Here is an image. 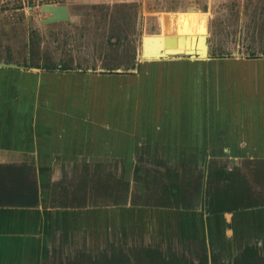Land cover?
<instances>
[{
    "label": "crops",
    "instance_id": "obj_1",
    "mask_svg": "<svg viewBox=\"0 0 264 264\" xmlns=\"http://www.w3.org/2000/svg\"><path fill=\"white\" fill-rule=\"evenodd\" d=\"M152 72L142 76L151 78ZM103 75L113 74L0 66V264H49L56 237L60 248L79 232L96 234L107 224L112 231L118 220V213L113 214L116 207L124 215L121 223L127 224V216L135 211L154 212V220L167 227L177 243L189 241L183 252L194 262L213 253L219 255V262H229L252 246L262 255L264 202L228 209L232 202L215 201L214 195H223L225 188L234 198H242L240 192L264 194L261 184L252 193L247 173L239 167L241 159H264V70L223 72L220 82L208 83L215 97L206 103L196 97L194 102L184 101V95L173 97L175 87L162 91L151 87L153 96L135 98L131 87L110 85L105 89L111 93L109 104L101 110L98 93L95 102L78 103L67 99L69 93L56 85L63 78L68 84L84 78L85 90L93 83L97 88ZM139 156L194 169H201L209 158L227 165L216 172L208 169L212 177L222 170L221 187L212 195L210 189L205 195L203 188L200 200L190 206L131 203L126 198L113 206L108 218L96 204L56 202L54 188L66 168L87 172L90 162L106 159L122 161L123 182L131 199L133 162ZM228 174L234 184L227 188L224 176ZM215 205L222 208L206 211Z\"/></svg>",
    "mask_w": 264,
    "mask_h": 264
},
{
    "label": "rangeland",
    "instance_id": "obj_2",
    "mask_svg": "<svg viewBox=\"0 0 264 264\" xmlns=\"http://www.w3.org/2000/svg\"><path fill=\"white\" fill-rule=\"evenodd\" d=\"M52 5L67 7V17L47 20ZM200 27L207 28V58L179 55L151 61L140 57L144 34L157 33L160 28L177 32ZM47 61H53L49 64L52 68L81 63L95 73L113 74L103 75L96 82L97 88L93 83L86 90L84 78L77 83L68 84L64 78L56 83L69 93L67 99L78 103L93 102L98 93L101 110L109 104L111 93L105 89L110 85L113 89L116 85L131 87L135 98L153 96L151 87L159 86L161 91L175 87L173 97L184 95V101L197 98L198 102H211L215 96L208 83L220 82L223 72L234 75L237 71L264 70V0H0V66H44ZM150 71L153 77L142 76ZM169 74L173 78L167 80ZM185 83L187 87H183ZM127 98L123 96V100ZM206 160L201 169H194L185 163L137 157L131 199L123 182L121 160L90 162L88 171L79 173L70 166L54 188L55 199L71 206L96 204L108 218L113 206L125 203L126 198L131 203L190 206L200 200L203 188L205 195L209 189L212 195L220 186L219 175L212 177L208 169L216 172L227 164L221 159ZM239 165L247 173L252 193L260 184L264 188V159H241ZM251 196L250 202H264V194ZM243 201L247 198L234 199ZM115 210L118 220L113 222L116 229L112 231L107 224L96 234L79 232L60 248L56 237L49 264H189V254L183 252L189 241L181 239L177 243L167 227L154 220V212L135 211L127 216V224L120 221L124 218L120 207ZM210 255L219 262L218 254Z\"/></svg>",
    "mask_w": 264,
    "mask_h": 264
},
{
    "label": "water",
    "instance_id": "obj_3",
    "mask_svg": "<svg viewBox=\"0 0 264 264\" xmlns=\"http://www.w3.org/2000/svg\"><path fill=\"white\" fill-rule=\"evenodd\" d=\"M53 6H55V5L49 6L48 9H51V11H52ZM60 6H63L66 10V7L64 5H60ZM65 17H67V14ZM46 19L47 20H55L58 18H52L51 16H49ZM157 34H158V32L157 33L144 34L142 36L141 53H140V57L142 59H167V58L175 57V56H179V55H188L191 58H200L199 55H201L202 53H203V55H205L203 58H207L209 56L208 35L199 34L196 38L194 37V35L192 36L191 42L196 40V46L201 44V46H202L201 51L196 49L195 51L186 50L184 52H177V51L165 52L163 50L160 51V49L158 48L162 39ZM176 39H177L178 43H180L181 41H184L183 35H181V34H178V37ZM174 40H175V37H173L172 35H165L164 36V43L166 45L173 42Z\"/></svg>",
    "mask_w": 264,
    "mask_h": 264
},
{
    "label": "trees",
    "instance_id": "obj_4",
    "mask_svg": "<svg viewBox=\"0 0 264 264\" xmlns=\"http://www.w3.org/2000/svg\"><path fill=\"white\" fill-rule=\"evenodd\" d=\"M55 67H57V66H54V68ZM221 171L222 170L219 171V175L222 174ZM224 178H225L224 181H226L225 182L226 187L227 188L229 186L232 187L234 182L232 181L230 174L224 176ZM226 190L227 189L225 188L223 195H221L219 193H217V194L215 193V195H214V198H216L215 201L232 202L230 205H228V209L237 208V207H247V206L251 205V203H241V204H237V205L233 204V201L236 198L232 197V194L230 192H227ZM240 194L243 195L244 193L240 192ZM221 208H222L221 205H215L212 208H210V206H208L205 209L207 212H211V211H218ZM263 258H264V252L262 255H260L257 248L252 246L249 249H244L239 255L235 256L232 261L225 262L224 264H264ZM209 261H210V263H209ZM189 264H220V262H217L214 255H210V256L209 255H202L197 262L190 260Z\"/></svg>",
    "mask_w": 264,
    "mask_h": 264
},
{
    "label": "bare ground",
    "instance_id": "obj_5",
    "mask_svg": "<svg viewBox=\"0 0 264 264\" xmlns=\"http://www.w3.org/2000/svg\"><path fill=\"white\" fill-rule=\"evenodd\" d=\"M52 11H54V10H52ZM53 17H54V15H53ZM159 22H160L159 26L161 27L162 26V21L160 20ZM178 34L183 35L184 41H181L180 43L177 42L176 38L178 37ZM199 34L208 35L207 34V28L206 27H200L199 30H195V29H193V30H182V31L180 30V31H177V32H164V30H162L160 28V30H159L157 35L160 36L162 41L159 44L158 48L160 49V51L163 50L165 52H171V51L184 52L186 50L195 51L196 49L201 51V48H202L201 44L196 46V40L191 42L192 36L194 35V37L196 38ZM165 35H172L173 37H175V40L173 42L169 43L168 45H166L164 43V36ZM204 56L205 55H203V53L201 55H199L200 58H203Z\"/></svg>",
    "mask_w": 264,
    "mask_h": 264
},
{
    "label": "flooded vegetation",
    "instance_id": "obj_6",
    "mask_svg": "<svg viewBox=\"0 0 264 264\" xmlns=\"http://www.w3.org/2000/svg\"><path fill=\"white\" fill-rule=\"evenodd\" d=\"M52 10H54V11H52V13L50 15L52 18H64L66 16V14H67V10H65V8L63 6H60V5L53 6ZM188 11L190 12V10H186L185 12H188ZM53 15H54V17H53ZM31 41H32V39H31ZM52 62L53 61H47V63L44 66L41 65V63H36V64H34L32 66L28 65V67H26L24 65V68L40 69V70H44V71H57V70H61V71H80V72H87L88 70L92 71V72L96 71V70H93L91 68H89L87 70V67L86 66H81V63L80 64L77 63L75 66H73L74 64H72L73 67H71V68L68 65H66V67L64 68L62 64L61 65L60 64H56L57 67L52 68L51 65H49ZM99 71H104V70L100 69ZM247 194L248 193H244V195H242V198H244V199L247 198V201H243V202H240V203H253V201L252 202L248 201V199H251L252 196L251 195H247Z\"/></svg>",
    "mask_w": 264,
    "mask_h": 264
}]
</instances>
